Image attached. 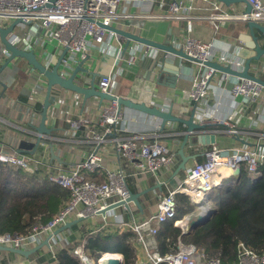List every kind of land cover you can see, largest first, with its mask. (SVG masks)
I'll use <instances>...</instances> for the list:
<instances>
[{
	"label": "crops",
	"instance_id": "0c3cea01",
	"mask_svg": "<svg viewBox=\"0 0 264 264\" xmlns=\"http://www.w3.org/2000/svg\"><path fill=\"white\" fill-rule=\"evenodd\" d=\"M212 2L220 4L221 9L232 15L233 18L212 23L207 18L211 11V4L204 1H194L190 9L177 14H169L166 5L156 4L157 0H154L152 3H134V5L126 7L127 16L114 18L111 25L158 43L169 44L175 49L181 48L174 44V40L191 36L205 43L213 44L217 51L233 55L241 59L244 64L246 57L253 53L252 48L247 47V42L250 41L248 29L242 22V18L239 17L243 13L245 5L237 3L227 7L217 0H212ZM120 14L122 11L118 12V15ZM22 32V39L28 41L29 50H33L36 57L48 67H51L65 50L55 42L47 41L41 29H37L35 32L22 29ZM258 39L264 46V35L258 34ZM125 42L126 39L118 35H106L102 43L89 47L88 59L83 65L95 74V84L101 76L110 74L112 83L109 93L144 102L150 106L154 105L165 111L171 108V113L180 119L187 120L192 117L195 123L208 124L209 126L202 132L215 134V142L210 144L218 148L244 149L257 143L264 144V95L254 103L244 104L229 92V85L237 76L215 71L209 81L208 95L199 102H194L189 99L188 90L191 87L193 75L204 70L203 67H199L195 61L170 54L165 55L160 49L147 47L134 41L125 47ZM118 49H120L119 57H117ZM147 50L149 55L144 56L143 53ZM131 51L134 55V63L128 64L127 60ZM7 56L4 54L2 56L0 52V66ZM164 56L174 59L175 64L179 66L180 71L176 78H172V73L166 70H160L158 67L153 68L152 62L149 61ZM262 64L264 65V61ZM251 71L264 79V66L252 63ZM63 73L67 72L63 71ZM45 90L46 86L42 84L40 75L23 59L14 58L7 68L0 71L1 150L16 152L21 140L35 142L38 134L31 125L38 124ZM53 102L59 103V107L56 109L53 104H50L47 108L46 120L47 127L53 129L50 135L52 138L47 139L48 135H43L34 153H23L38 161V169L30 176L36 175L41 178L56 169L68 171L76 162L83 160L93 150L91 141L85 138L80 130L72 134L68 125L70 120L86 117L90 120L93 128L98 131L103 130L99 124V112L101 107L107 104V101L99 105L96 99L90 98L83 104L81 96L65 92L61 95L54 93ZM36 105L39 107L37 111ZM120 112L121 119L117 124L119 135L139 136L140 141L157 139L176 154L175 160L171 164L161 167L156 174L145 173L142 175L138 173L131 161L117 152L113 136H108L97 148L103 167L96 173L87 172L86 176L101 181L105 169L122 171L129 190L139 193V205L131 201L129 203L130 212L117 207L113 211L122 214L128 221L132 219L141 221L156 211L158 199L182 184L186 169L203 160V151L210 144H196V136L202 132L191 133L183 147L184 155L187 156L185 169L176 173L175 169L180 162L178 150L184 138L186 126L183 123L169 121L161 128L159 119L141 111L122 107ZM202 113H205L203 121H201ZM222 120L228 121L231 126L221 124ZM230 128L235 129L236 133L229 132ZM44 139L49 140L48 144L52 142V151L58 157L57 159L51 156L48 145L47 148L40 147V142ZM231 171L225 167L219 168L213 177L214 184H225L221 183V179L228 176L231 178H228L230 181L226 183L233 182L235 177L230 174ZM193 186H196V183L191 187ZM177 194L188 196L191 202L196 204L193 212L184 215L174 223L181 227L183 233L187 222L201 213L202 206L209 205L208 199L197 201L192 200L185 193ZM207 194L209 193L206 192ZM197 197L199 198V196ZM111 222V217L108 216L104 220L102 215L82 219L77 223V228L74 231L66 229L58 233L56 243L51 249L48 245H44L29 256L0 250V264H56V260L52 256L58 249L82 247L88 235L99 231L118 232L111 226ZM31 247L34 246L22 248ZM135 251L137 264L143 263L145 251L137 241Z\"/></svg>",
	"mask_w": 264,
	"mask_h": 264
},
{
	"label": "built area",
	"instance_id": "2783aa9c",
	"mask_svg": "<svg viewBox=\"0 0 264 264\" xmlns=\"http://www.w3.org/2000/svg\"><path fill=\"white\" fill-rule=\"evenodd\" d=\"M154 0H0V25L7 27L12 21L19 20L6 35L9 43L19 49L29 50V43L22 39V29L27 31H37L41 29L45 39L55 42L56 45L67 49L66 55L61 60V73L80 61L88 58L89 47L93 44H100L106 35H116L104 28L111 25L114 18L127 16L125 8L130 5L140 3H152ZM194 1H204L211 4V11L208 20L212 23L229 20L232 15L221 9L220 4L212 0H170L162 6H167L169 14H177L190 9ZM251 6L249 14L242 13L239 17L251 19L264 24V0H245ZM122 14L118 15V12ZM181 50L195 60L199 67L204 70L196 72L191 79V87L188 90L189 99L199 102L209 93V81L214 74V69L206 66L208 61L229 66L231 69L241 71L243 61L226 52H219L213 44L205 43L191 36H186L174 40ZM1 45V44H0ZM3 56L8 55V51L0 47ZM149 55V51L143 53ZM120 56V49L118 55ZM128 64L134 63V55L127 60ZM112 83L110 74L99 78L96 86L104 93H109ZM229 92L234 98H239L244 104L254 103L264 95V86L258 82L237 77L229 85ZM205 118V113L201 115V121ZM121 119V112L116 102L107 101L99 112V124L103 130L92 127L91 122L86 117H78L69 121V129L72 134L77 130L91 141L93 150L86 157L76 162L71 169L63 171L56 169L47 175L49 183L60 186L69 192V197L64 206L46 223L36 225L31 232L25 235L0 233V245L13 248L25 246H36L43 239L47 238L48 247L51 249L56 243L54 231L72 219H87L102 215L111 217L110 223L118 232L132 231L136 235V241L144 248L146 259L141 264H222L220 258L209 255L206 247L199 244L178 242L176 250L165 255H160L156 250L155 237L168 219L175 216L176 195L185 193L193 200L197 194L202 196V200H207L206 192L215 186L213 177L216 171L225 167L235 170L238 167H245L251 180L260 175L261 167L264 166V144L257 143L249 148L221 149L210 144L203 151V160L196 162L186 169L185 178L182 184L174 190L169 191L156 202V211L141 221L124 219L123 215L114 212L113 209L100 213L109 205L122 203L129 197V188L126 184L125 175L120 170H103V180L96 181L88 178L86 173H96L102 166V159L97 153L99 145L108 136H113L115 149L122 157L131 161L139 174H156L163 166L171 164L176 154L164 143L157 139L153 141H140L139 136H121L117 124ZM221 124L229 126V122L222 120ZM231 126V125H230ZM122 129V128H121ZM231 133L236 130L230 128ZM47 139L52 138L48 135ZM49 140H42L40 147L47 148ZM264 142V137H263ZM48 145V146H47ZM0 163L11 168L22 169L25 173L32 175L38 169V161L23 153L5 152L0 149ZM194 183L196 186L191 187ZM130 203V202H129ZM128 203V205H129ZM130 207V205H129ZM124 211L130 212L129 208L119 205ZM110 211V212H109ZM209 212V206H202V214ZM108 215V216H106ZM175 220L174 223H176ZM151 241L146 243L147 237ZM72 253L79 259L81 264H96L84 254L82 247L72 250ZM109 256L119 255L117 253H103L97 259V264L105 263ZM56 260V254L53 253ZM233 264H264V252L257 253L242 242L237 244V259Z\"/></svg>",
	"mask_w": 264,
	"mask_h": 264
},
{
	"label": "trees",
	"instance_id": "16d2710c",
	"mask_svg": "<svg viewBox=\"0 0 264 264\" xmlns=\"http://www.w3.org/2000/svg\"><path fill=\"white\" fill-rule=\"evenodd\" d=\"M68 197L69 192L49 183L47 176H30L22 169L0 163V233H30L34 226L49 221ZM208 202V218L183 234L174 222L193 212L196 204L184 194L176 195L175 216L162 224L155 237L160 255L175 251L179 241L203 245L222 264L236 261L239 242L257 253L264 252V166L255 180L241 167L233 182L215 185L210 190ZM76 228L77 224L71 230ZM135 243L136 235L130 230L99 231L86 237L82 250L90 259L109 252L121 254L122 264H137ZM72 250L58 249L56 264H81Z\"/></svg>",
	"mask_w": 264,
	"mask_h": 264
},
{
	"label": "water",
	"instance_id": "95a60500",
	"mask_svg": "<svg viewBox=\"0 0 264 264\" xmlns=\"http://www.w3.org/2000/svg\"><path fill=\"white\" fill-rule=\"evenodd\" d=\"M53 1V0H52ZM220 3L224 4L225 6H230L232 4L242 3L245 5V9L243 13L249 14L251 11L250 4L245 0H217ZM19 20L12 21L7 27H2L0 25V44L1 47L6 49L8 51L7 58L3 61V63L0 66V71L3 68H7L8 64L14 60V58H20L23 59L28 66H30L33 70H35L38 75L41 77V82L46 86L45 90V96L43 100V105L41 107V110L39 111V121L37 125H31V127L36 131L38 136L35 139V142H26L24 140H21L17 147V153H34L37 147V144L41 140V137L43 135H51L53 129L47 127L46 120H47V108L50 104H53L56 109L59 107V103H54V93L58 94H64L65 92L73 93V95L81 96L83 104L86 102L87 99H96L99 105H101L104 101H113L116 102L118 109L120 110L122 107H127L131 109H135L137 111H141L145 114L151 115L153 117H156L160 120L161 128L164 127L166 122H179L183 123L186 126V131L184 132V138L181 142V146L178 150V154L180 156V162L177 165L175 172H179L181 170L185 169V162L187 160V156L184 155L183 147L187 141L188 136H190L191 133L194 131H203L206 129L209 125L206 123H195L193 121V118H189L187 120L180 119L177 116L173 115L171 113V108L167 111L161 110L159 107L156 106H150L147 105L144 102H138L134 101L130 98L121 97L117 95H113L111 93H104L101 92L95 82L94 77L95 74L92 71H89L86 67H84V63L86 60L80 61L75 66H70L66 68L64 71L67 73H61V60L63 58L64 53L67 51V49L64 50L63 54L56 59L53 62V65L51 67L46 66L42 61H40L33 50H25V49H19L16 46L9 43L6 39V35L12 31L14 25ZM242 22L246 26L249 32L250 41L247 42V47L252 48L253 53L249 54L246 59L243 66V69L241 71H236L234 69H231L229 66H224L218 62L215 61H208L204 64L210 68H213L214 71H218L224 74H228L231 76H237L240 78H247L252 79L262 86H264V79L258 77L251 71V66L253 64H258L259 66H264L262 62L264 61V46H262L258 39V34L264 35V24H261L250 17H246L242 19ZM107 30L113 32L114 34L123 37L126 39L125 47L129 45L131 41L141 43L142 45H145L147 47L157 48L164 52V54H170L177 57H180L182 59L195 61L190 56L186 55L183 50L181 49H175L169 44H162L158 43L156 41H152L146 37L140 36L139 34H133L131 32H128L121 28H116L112 25L104 26ZM258 33V34H257ZM149 59V58H147ZM146 59V60H147ZM152 62V66L160 68V70L168 71L172 73L173 77L176 78L177 74L180 71V68L178 65L175 64L174 59L169 57H161L157 60H149ZM159 63V64H158ZM152 68V69H153ZM173 80V79H170ZM215 142V134H207V133H200L196 136V144H210ZM50 147V153L51 156L54 158H58L56 155H54L52 151V142L49 143ZM241 173V167L236 168L235 170H232L230 174L233 177H237ZM256 179V178H255ZM253 179V180H255ZM138 196L139 193H134L131 190H129V197L123 201L122 203H114L109 205L106 209L102 210L100 213H105V211L113 209L118 207L119 205H124L126 208H129L128 203L133 202L136 205H139L138 203ZM210 214V211L208 213L202 214L199 213L196 215L195 218L190 219L187 222V226L183 230V234L189 232L196 226H198L200 223L204 222ZM82 219H72L70 221H67L62 226L58 227L54 234H58L66 229H71V227L75 224H77ZM151 237H147L146 243L151 241ZM48 239L45 238L40 244L31 247V248H13L8 246H2L0 245V250H6L10 251L12 253H17L23 256H29L36 251H38L42 246L48 245ZM119 255V254H118ZM106 264H122V255H119V257H112L108 256L105 260Z\"/></svg>",
	"mask_w": 264,
	"mask_h": 264
},
{
	"label": "rangeland",
	"instance_id": "374dc122",
	"mask_svg": "<svg viewBox=\"0 0 264 264\" xmlns=\"http://www.w3.org/2000/svg\"><path fill=\"white\" fill-rule=\"evenodd\" d=\"M160 1H161V0H157V3H156V4L160 3ZM163 2L166 4V3L168 2V0H163ZM0 22H1V21H0ZM22 34H23V32H22ZM0 46H1V45H0ZM228 178H231V176L224 177L223 179H221V183H226V182L230 181V179H228ZM207 193H209V192H207ZM207 203H208V205H210L209 202H208V200H207ZM210 206H211V205H210ZM210 206H209V208H210ZM24 246H25V245H24ZM119 255H121V254H119ZM144 258L146 259V256H144ZM92 260H93L94 263L97 264V259H96V260H95V259H92ZM144 261H145V260H144ZM103 264H106V262L103 263Z\"/></svg>",
	"mask_w": 264,
	"mask_h": 264
},
{
	"label": "bare ground",
	"instance_id": "6f19581e",
	"mask_svg": "<svg viewBox=\"0 0 264 264\" xmlns=\"http://www.w3.org/2000/svg\"><path fill=\"white\" fill-rule=\"evenodd\" d=\"M207 195H208V194H207ZM197 196H199V198H198ZM195 197H196V198H195ZM195 197H194V199L197 200V201H200V200L203 199V198L201 197L200 194H197ZM107 255L109 256L110 254H107ZM113 257H118V256H117V255H114Z\"/></svg>",
	"mask_w": 264,
	"mask_h": 264
}]
</instances>
